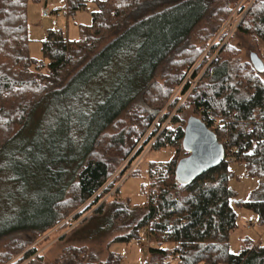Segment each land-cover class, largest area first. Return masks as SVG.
Returning <instances> with one entry per match:
<instances>
[{
	"label": "trees",
	"instance_id": "trees-1",
	"mask_svg": "<svg viewBox=\"0 0 264 264\" xmlns=\"http://www.w3.org/2000/svg\"><path fill=\"white\" fill-rule=\"evenodd\" d=\"M29 1L40 0H0V146L17 135L47 97L54 102L71 86L88 88L101 71L140 43H154L155 48L130 92L89 132L87 146L61 160L64 175L45 210L47 218L0 230V264L27 261L37 252L30 246L38 238L59 224L58 229L68 228L79 218V207L86 204L84 208L90 209L110 192L109 204L115 207L109 226L112 232H122L112 241L146 240L145 264H264L263 243L249 245L246 238L237 254L229 251L228 243L237 228L233 206L250 210L264 225V70L242 61L229 41L221 44L228 29L212 42L233 8L226 2L214 6L216 0H94L92 22L80 27L77 40L66 39L60 29L47 31L41 46L48 60L44 64L28 51ZM86 1L66 0V10L71 14ZM245 9L240 4L238 10ZM206 18L208 24L202 26ZM234 32L264 45V0L252 2ZM197 38L203 45H196ZM188 108L193 116L185 121L181 113ZM190 119H198L214 133L224 158L182 183L175 170L180 151L190 154L183 146ZM73 128L69 124L68 133ZM144 136L143 147L152 141V150L169 147L174 152L167 161L148 162L145 200L128 208L118 204L116 185L141 154L143 147L138 145ZM232 150L237 152L233 162L242 163L247 175L259 179L246 201L237 200L228 186L232 173L226 157ZM21 153L29 157L31 152H14L8 160ZM135 173L136 168L131 175ZM107 202L92 215L101 213ZM64 256L75 264L97 260L85 247L69 246ZM123 262V255L111 251L101 261Z\"/></svg>",
	"mask_w": 264,
	"mask_h": 264
},
{
	"label": "rangeland",
	"instance_id": "rangeland-1",
	"mask_svg": "<svg viewBox=\"0 0 264 264\" xmlns=\"http://www.w3.org/2000/svg\"><path fill=\"white\" fill-rule=\"evenodd\" d=\"M253 1L216 0L214 6L224 5L226 2L233 8V12L212 42L226 28L227 34L221 44L229 41L228 43L237 49L239 58L244 62L250 61V53L255 52L264 63V45L257 44L249 35L234 32L236 25ZM240 4L245 5L244 11L238 10ZM96 9L94 0H87L84 8L76 9L71 14L66 10V0L29 1L27 23L30 57L37 63L46 64L48 60L43 56L41 46L47 31L60 29L66 39L77 40L80 37V27L91 24L92 12ZM55 11L59 13L56 19ZM207 19L209 18L202 21V26L208 24ZM52 20H56L55 26L52 25ZM147 28L152 29L153 25ZM196 40V45H203L204 42L200 38ZM154 48V43L145 42L144 46L140 43L127 56L114 60L111 67L99 71V77L94 79L88 88L79 89L78 86H81L79 84L71 86L54 102H49L50 98L47 97L43 105L39 104L40 106L35 107L17 135L0 146V230L27 225L35 219L38 220L39 217H43L42 220L47 218L44 217L45 210L56 196L64 175L65 168L61 165V160L65 156H68L67 159L75 157L77 152L87 146L89 132L113 113L122 97L130 92ZM41 70L44 72L45 68L42 67ZM261 77L264 80V74ZM191 116L193 114L190 108L181 113L185 121ZM69 124H74L72 133L67 131ZM145 136L138 147L140 145L143 147ZM151 144L152 141L143 147L141 154L133 159L130 168L125 169L124 176L118 181L116 185L119 186L118 204L127 205L128 208L141 204L145 200L142 189L147 184L148 162H161L172 158L174 149L165 147L152 150ZM14 152L31 153L29 157L21 153L13 160H8ZM184 157L186 153L182 150L178 159ZM228 167L232 173L228 178V186L236 193L237 200H248L259 179L247 175L242 163L229 162ZM134 168L137 173L131 175ZM110 194L111 192L90 209L84 208L86 204L79 207L76 211L80 212L79 218L73 220L68 228L58 229L61 225L59 224L38 238L30 246L37 248L36 254L21 264H75L64 256V250L69 246L85 247L89 256L97 258L93 264H102L101 261L107 258L110 251L123 255V264H145L149 246L146 240L140 242L132 240L129 243L112 241L122 232H112L109 226L115 207L109 204L113 200L109 198ZM107 199L108 202L102 212L92 215L93 211ZM233 207L237 213V228L230 234L229 251L233 254L239 253L246 238L249 239V245L258 242L264 244V225L257 223L255 215L250 210ZM70 218L71 216L65 221ZM85 218L89 219L82 222ZM1 246L2 243L0 249Z\"/></svg>",
	"mask_w": 264,
	"mask_h": 264
},
{
	"label": "water",
	"instance_id": "water-1",
	"mask_svg": "<svg viewBox=\"0 0 264 264\" xmlns=\"http://www.w3.org/2000/svg\"><path fill=\"white\" fill-rule=\"evenodd\" d=\"M249 59L257 71L264 70V63L255 52L250 53ZM183 146L190 154L179 160L175 170L176 178L182 183L189 182L224 158L222 145L216 140L214 133L198 119L187 122Z\"/></svg>",
	"mask_w": 264,
	"mask_h": 264
},
{
	"label": "built area",
	"instance_id": "built-area-1",
	"mask_svg": "<svg viewBox=\"0 0 264 264\" xmlns=\"http://www.w3.org/2000/svg\"><path fill=\"white\" fill-rule=\"evenodd\" d=\"M79 8H80V7H78V9H79ZM54 17H55V19L58 18V17H59V13H58V12H54ZM56 23H57L56 20H52V25H53V26H55ZM246 132H249V128L246 129ZM236 153H237L236 150H232L231 153L226 157L227 161H228V162H233V160H234V155H235ZM143 234H145V232H143ZM260 244H262V243H260V242L256 243V245H260Z\"/></svg>",
	"mask_w": 264,
	"mask_h": 264
}]
</instances>
